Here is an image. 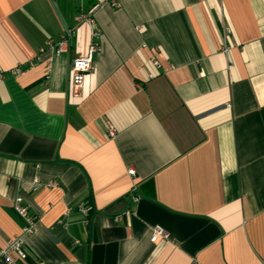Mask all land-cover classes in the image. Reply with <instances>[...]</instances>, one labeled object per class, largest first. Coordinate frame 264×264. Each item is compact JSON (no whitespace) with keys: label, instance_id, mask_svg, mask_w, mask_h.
Returning <instances> with one entry per match:
<instances>
[{"label":"crops","instance_id":"0c3cea01","mask_svg":"<svg viewBox=\"0 0 264 264\" xmlns=\"http://www.w3.org/2000/svg\"><path fill=\"white\" fill-rule=\"evenodd\" d=\"M115 1L0 0V67L39 55L0 80V249L19 196L36 229L15 264H264V0Z\"/></svg>","mask_w":264,"mask_h":264},{"label":"built area","instance_id":"2783aa9c","mask_svg":"<svg viewBox=\"0 0 264 264\" xmlns=\"http://www.w3.org/2000/svg\"><path fill=\"white\" fill-rule=\"evenodd\" d=\"M103 2L109 3L110 6L116 7L117 3L115 0H102ZM97 5H93L85 12H80L76 14L73 17V20L77 24L85 23L89 28V37H90V43L87 47V51L85 56L77 57L73 59L70 64L68 65V74L70 78V87L73 93H76L79 91V89L82 86L83 82V76L85 73L89 72L91 70V62L94 57V55L99 50V45L97 42L94 41L97 37H99V30L92 18V13ZM72 36V30L64 27L63 35L60 37V39L52 43L51 41L46 42V49L47 51L53 52L54 55H59L63 52H66ZM229 50V46L226 44L222 47V52L227 53ZM44 51V49H39V54H41ZM39 61V55L33 59V61H30L24 65H15L11 69H9L7 72H5L0 67V80L5 77L6 74L12 76V77H19L22 76L24 73H26L28 70H30L37 62ZM156 64V62H153ZM106 134L109 138L114 137L115 131L111 126L106 127ZM129 174H132L131 171H128ZM55 186V183L53 182H39L38 180H33L30 183V188L32 191H37L39 189H48ZM133 200L135 199L134 196H132ZM11 207L15 214L20 218L22 221V227L20 231V235L10 239L5 248L0 249V261L4 264H15L14 261L10 258V253H14L18 260L25 261L27 252L23 247V240L22 237L24 235H30L34 232L36 229V223L33 219V217L28 213L27 207L23 205L22 199L19 196H16L11 201ZM77 210L82 216H86L87 210L84 207L83 203H79L77 205ZM68 212H64V216H67ZM158 238H160L162 241L167 238L166 233L161 230L158 227H154L150 231V242H155Z\"/></svg>","mask_w":264,"mask_h":264}]
</instances>
